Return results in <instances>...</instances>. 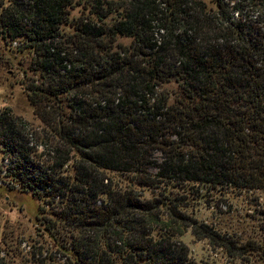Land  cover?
Here are the masks:
<instances>
[{"label": "trees", "instance_id": "16d2710c", "mask_svg": "<svg viewBox=\"0 0 264 264\" xmlns=\"http://www.w3.org/2000/svg\"><path fill=\"white\" fill-rule=\"evenodd\" d=\"M74 1L0 0V31L28 49L39 80L26 95L53 137L45 159L3 109L0 152L9 188L55 217L53 241L70 231L65 264H199L187 231L264 250V238L221 239L172 194L264 192V0H95L70 17Z\"/></svg>", "mask_w": 264, "mask_h": 264}, {"label": "rangeland", "instance_id": "374dc122", "mask_svg": "<svg viewBox=\"0 0 264 264\" xmlns=\"http://www.w3.org/2000/svg\"><path fill=\"white\" fill-rule=\"evenodd\" d=\"M104 1L115 7L117 2L125 0H101ZM74 2L70 17L85 12L83 8H89L95 0ZM119 42L128 45L130 40L120 38ZM20 47L18 43H10L0 31V110L9 109L17 122L27 126L38 151L47 159L48 146L53 141L52 132L40 120L26 95L27 86L38 82L39 75L33 70L28 49ZM62 108L66 111L64 105ZM7 165V159L0 152V264H65L61 251L70 247V231L61 227L57 232L53 229L52 232L56 233L53 241L52 234H48L45 228L55 217L48 213L39 214L37 207L40 202L32 199L30 192L19 193L15 185L9 188L12 183ZM196 189V194L183 190L172 194L187 198L183 205L197 224L208 226L221 239L231 240L235 246L263 242L264 192H238L231 188ZM150 196L146 194L147 198ZM181 241L188 247L191 258L199 264H264L263 249L252 255L240 254L235 249L227 252L215 241L194 237L190 231Z\"/></svg>", "mask_w": 264, "mask_h": 264}]
</instances>
